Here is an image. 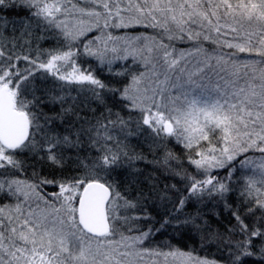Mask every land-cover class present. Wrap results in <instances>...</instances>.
<instances>
[{"label":"snow or ice","instance_id":"snow-or-ice-1","mask_svg":"<svg viewBox=\"0 0 264 264\" xmlns=\"http://www.w3.org/2000/svg\"><path fill=\"white\" fill-rule=\"evenodd\" d=\"M0 264H264V0H0Z\"/></svg>","mask_w":264,"mask_h":264},{"label":"trees","instance_id":"trees-1","mask_svg":"<svg viewBox=\"0 0 264 264\" xmlns=\"http://www.w3.org/2000/svg\"><path fill=\"white\" fill-rule=\"evenodd\" d=\"M170 147L173 149V151H175V152H177V153L180 152V148L177 147L175 144L170 145ZM149 159H151V157H149ZM141 167H143V165H141ZM162 239H163V238L158 239V242H162ZM173 243H175V242H173Z\"/></svg>","mask_w":264,"mask_h":264}]
</instances>
